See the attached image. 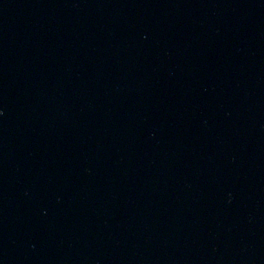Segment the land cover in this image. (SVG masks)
Returning <instances> with one entry per match:
<instances>
[{
    "label": "water",
    "instance_id": "95a60500",
    "mask_svg": "<svg viewBox=\"0 0 264 264\" xmlns=\"http://www.w3.org/2000/svg\"><path fill=\"white\" fill-rule=\"evenodd\" d=\"M264 111V0H0V264H173Z\"/></svg>",
    "mask_w": 264,
    "mask_h": 264
}]
</instances>
